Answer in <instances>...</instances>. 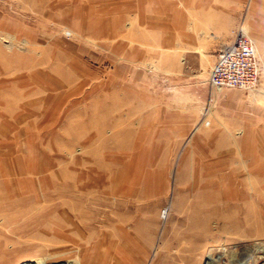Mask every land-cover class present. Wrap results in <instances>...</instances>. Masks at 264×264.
I'll use <instances>...</instances> for the list:
<instances>
[{
	"label": "rangeland",
	"instance_id": "1",
	"mask_svg": "<svg viewBox=\"0 0 264 264\" xmlns=\"http://www.w3.org/2000/svg\"><path fill=\"white\" fill-rule=\"evenodd\" d=\"M170 1L225 5L256 84L160 45L158 0H0V264H264V0Z\"/></svg>",
	"mask_w": 264,
	"mask_h": 264
},
{
	"label": "crops",
	"instance_id": "2",
	"mask_svg": "<svg viewBox=\"0 0 264 264\" xmlns=\"http://www.w3.org/2000/svg\"><path fill=\"white\" fill-rule=\"evenodd\" d=\"M221 2L224 3L225 0H221ZM157 12L163 13L164 17L160 14L157 17V25L160 29H158L156 41L165 47L166 44H170L173 41L175 45H179L180 50L185 52L208 51V49L216 52L227 37V31H219L220 27L223 28L224 21L229 14H227L225 5L210 6L200 9V11L197 9L192 11L187 6L184 7L177 3L173 4L170 0L167 2L166 0H158ZM211 12L213 13L212 15L210 14ZM214 18L217 20L215 22L211 21ZM199 19L202 20L199 21ZM203 19L208 21L204 22ZM206 25L213 27V31L211 30V33H209L211 37H208L203 32V28Z\"/></svg>",
	"mask_w": 264,
	"mask_h": 264
},
{
	"label": "built area",
	"instance_id": "3",
	"mask_svg": "<svg viewBox=\"0 0 264 264\" xmlns=\"http://www.w3.org/2000/svg\"><path fill=\"white\" fill-rule=\"evenodd\" d=\"M259 62L254 41L238 27L216 50L207 72L210 86L250 88L258 80Z\"/></svg>",
	"mask_w": 264,
	"mask_h": 264
},
{
	"label": "bare ground",
	"instance_id": "4",
	"mask_svg": "<svg viewBox=\"0 0 264 264\" xmlns=\"http://www.w3.org/2000/svg\"><path fill=\"white\" fill-rule=\"evenodd\" d=\"M119 177L118 178H116V179H114V181L116 182V184L118 183V181H119ZM98 180H100V177H96V178H94L93 180H92V182H99ZM227 190H225V194L227 193L226 192ZM85 193V194H84ZM84 193H79V195L78 194H76V193H70L69 194V197H71V196H73V197H80V198H83V199H85V198H89V200H91V201H93L94 203L96 202V203H101V201H103V200H107L106 198L108 197V196H110V195H112V196H114V193H113V191L112 192H102L103 194H98V193H92V192H84ZM128 193V194H127ZM127 193H125L126 194V196H128V197H130V192H127ZM86 196H88V197H86ZM32 196H29V197H26V199H28V200H30V198H31ZM116 197V196H115ZM32 198H35V196H33ZM70 207H71V209L73 208L72 207V205H69ZM94 211V210H93ZM70 221L71 222H74V224L76 225H81V224H78V223H75L76 221H75V219H70ZM36 223V222H35ZM82 223V222H81ZM86 223H88V222H86ZM89 223H92V222H89ZM8 224V223H7ZM1 241V240H0ZM4 244V243H3ZM1 250V249H0ZM2 251V250H1ZM5 251V250H4ZM7 251V250H6ZM96 252V251H95ZM16 253V252H15ZM18 254V253H17ZM3 255V254H2ZM19 255V254H18ZM17 255V256H18ZM5 256V255H4ZM6 257V256H5ZM8 257V256H7ZM12 258V257H11ZM93 259V258H92ZM28 260V261H27ZM42 260V259H41ZM11 260H10V262L8 261V262H6V261H4L2 264H11ZM91 263V262H90ZM213 263V260H212V258H210V257H208V259H207V264H212ZM15 264V263H14ZM20 264H51V263H49V262H46V261H44V262H42V261H38V260H35V259H32V258H28V259H22V262H20ZM61 264H63V262L61 263ZM65 264V263H64Z\"/></svg>",
	"mask_w": 264,
	"mask_h": 264
}]
</instances>
